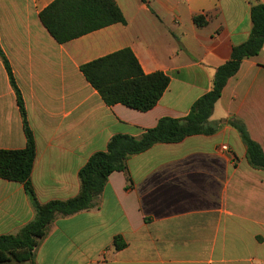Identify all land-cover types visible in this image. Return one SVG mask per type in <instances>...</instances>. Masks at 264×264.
<instances>
[{
    "label": "crops",
    "instance_id": "1",
    "mask_svg": "<svg viewBox=\"0 0 264 264\" xmlns=\"http://www.w3.org/2000/svg\"><path fill=\"white\" fill-rule=\"evenodd\" d=\"M53 0H0V49L21 94L35 143L30 182L38 203L79 191L78 171L115 135L139 137L159 119H182L212 86L215 70L250 33L264 0H113L124 23L58 44L39 20ZM202 16L205 24L193 23ZM128 48L144 74L169 83L140 112L106 106L79 67ZM231 123L264 153V46L240 62L205 126L212 135L155 144L127 160L131 187L111 173L96 206L55 216L34 264H264V171L253 169ZM15 93L0 59V149L25 147ZM226 147V151L222 150ZM35 211L22 184L0 179V236ZM126 247L116 251L113 238Z\"/></svg>",
    "mask_w": 264,
    "mask_h": 264
},
{
    "label": "trees",
    "instance_id": "2",
    "mask_svg": "<svg viewBox=\"0 0 264 264\" xmlns=\"http://www.w3.org/2000/svg\"><path fill=\"white\" fill-rule=\"evenodd\" d=\"M38 17L58 44L115 23H124L113 0H53ZM250 21L248 39L231 49L230 58L216 68L211 89L193 103L186 117L161 118L153 128L144 130L137 138L121 134L113 136L105 150L92 154L78 171L79 191L76 196L43 204L36 200L30 182L35 158L34 139L26 122L21 94L0 49V59L15 93L26 140L25 147L21 150L0 149V179L22 184L35 211L33 220L17 233L0 236V264H34L33 251L44 236L46 226L57 215L65 217L95 207L96 199L111 173L122 172L126 188H130L132 183L127 170L129 157L140 154L155 144L178 143L189 136L214 134L217 126H205V123L227 80L237 72L242 60L254 58L264 46L263 4L251 7ZM193 23L201 27L205 21L202 16H196ZM79 70L106 106L121 104L140 112L153 108L169 83L168 77L162 72L144 74L128 48L85 63ZM231 125L238 131L245 145L247 163L253 169L264 171V153L260 146L250 139L241 124ZM112 245L116 251L126 247L120 236L113 238Z\"/></svg>",
    "mask_w": 264,
    "mask_h": 264
},
{
    "label": "built area",
    "instance_id": "3",
    "mask_svg": "<svg viewBox=\"0 0 264 264\" xmlns=\"http://www.w3.org/2000/svg\"><path fill=\"white\" fill-rule=\"evenodd\" d=\"M222 150L226 151L227 149H226V147H222Z\"/></svg>",
    "mask_w": 264,
    "mask_h": 264
},
{
    "label": "water",
    "instance_id": "4",
    "mask_svg": "<svg viewBox=\"0 0 264 264\" xmlns=\"http://www.w3.org/2000/svg\"><path fill=\"white\" fill-rule=\"evenodd\" d=\"M27 264V263H26Z\"/></svg>",
    "mask_w": 264,
    "mask_h": 264
}]
</instances>
